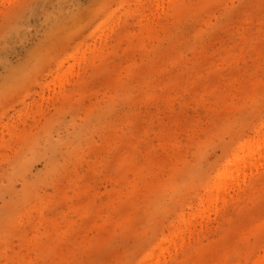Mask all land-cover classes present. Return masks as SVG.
Masks as SVG:
<instances>
[{
  "label": "rangeland",
  "instance_id": "obj_1",
  "mask_svg": "<svg viewBox=\"0 0 264 264\" xmlns=\"http://www.w3.org/2000/svg\"><path fill=\"white\" fill-rule=\"evenodd\" d=\"M262 132L264 0H0V264H264Z\"/></svg>",
  "mask_w": 264,
  "mask_h": 264
},
{
  "label": "bare ground",
  "instance_id": "obj_2",
  "mask_svg": "<svg viewBox=\"0 0 264 264\" xmlns=\"http://www.w3.org/2000/svg\"><path fill=\"white\" fill-rule=\"evenodd\" d=\"M101 36H103V35H101ZM101 36H99V37H101ZM257 133H259V131ZM258 136L259 135H257V139H255V140H249L250 138L249 139L245 138V139H247L246 141L239 142V144L236 146V148H234V150L231 152L230 159L226 160L223 163L222 168H220V170H218L216 172L214 179L211 181V186H212L211 189H215L219 192L225 189V186H227L229 184L230 180L232 179V172L230 171L231 166H232V168L235 167L238 172L239 171L242 172L243 169L244 170L247 169V166H245V164H244L246 161H248L247 159L252 158V160H253L254 155L258 154L259 152L260 153H259L258 157H260L261 152H263L262 155L264 154V133H263V135H260V138ZM252 137L254 138V136H252ZM258 157L255 159L256 161L259 159ZM249 162L251 163L250 160L247 163H249ZM255 162H253V163H255ZM253 163H251V164H253ZM244 166H245V168H244ZM240 174H242V173H240ZM233 175H234V173H233ZM231 182H232V180H231ZM209 188H210V186H209ZM208 194H209V192H208ZM180 217H181V215H180ZM178 226H179V224H178ZM182 232H183V230H182ZM164 237H166V236H164ZM154 251L155 250H153L152 252L154 253Z\"/></svg>",
  "mask_w": 264,
  "mask_h": 264
}]
</instances>
